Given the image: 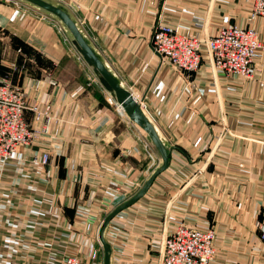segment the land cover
Masks as SVG:
<instances>
[{
  "label": "crops",
  "instance_id": "0c3cea01",
  "mask_svg": "<svg viewBox=\"0 0 264 264\" xmlns=\"http://www.w3.org/2000/svg\"><path fill=\"white\" fill-rule=\"evenodd\" d=\"M10 1L0 0V82L52 110L40 123L26 111L24 120L45 131L0 162V264H60L66 257L103 264L102 222L161 158L145 133L108 105L106 98L114 99L61 26ZM52 1L64 4L132 97H142V111L170 152L145 195L106 226L109 264H160L163 238L178 225L214 231L209 264H264V51L254 52L245 79L215 72L203 44L199 69L186 76L150 45L157 24L203 42L236 26L264 43V17L248 19L254 0Z\"/></svg>",
  "mask_w": 264,
  "mask_h": 264
},
{
  "label": "built area",
  "instance_id": "2783aa9c",
  "mask_svg": "<svg viewBox=\"0 0 264 264\" xmlns=\"http://www.w3.org/2000/svg\"><path fill=\"white\" fill-rule=\"evenodd\" d=\"M258 17H264V0H254L248 19L253 21ZM41 18L49 17L41 14L39 19ZM58 30L61 31L60 28ZM203 44L207 48L215 72L237 75L245 79L252 76L254 52L264 51V43L252 29L236 26L222 27L217 34L203 42L197 37L180 34L166 25L157 24L150 40L153 51L186 76L199 69L200 49ZM21 93L20 88L10 81L0 82V162L4 164L10 160L17 147H30L37 140L34 128L24 120V113L30 111L33 114V122L40 123L47 119L52 110L49 104H27ZM137 100L140 106H145L142 97ZM106 101L121 119L126 120V124L131 125L120 106L110 97L106 98ZM48 159V154L44 153L41 164L45 165ZM260 228L262 232L259 239L264 242V225ZM214 237L211 228L201 231L178 225L173 233L163 238L160 264H209L215 254ZM60 264L88 263L76 257H66Z\"/></svg>",
  "mask_w": 264,
  "mask_h": 264
},
{
  "label": "water",
  "instance_id": "95a60500",
  "mask_svg": "<svg viewBox=\"0 0 264 264\" xmlns=\"http://www.w3.org/2000/svg\"><path fill=\"white\" fill-rule=\"evenodd\" d=\"M18 1L44 13L50 18L54 19L61 26L81 59L92 69L99 83H101V85L106 89L109 95L114 99L115 103L121 107L127 118L145 133L161 158V166L150 175L138 192L128 201L114 208L100 226L98 236L104 251L103 264H109L110 247L103 239V232L106 226L119 213L135 204L145 195L155 178L168 168L170 152L166 150L165 145L160 140L153 125L142 111L138 103L134 100L130 92L120 84L117 78L107 68L103 59L91 46L90 42L83 35L77 22L73 19L64 6L59 5L52 0Z\"/></svg>",
  "mask_w": 264,
  "mask_h": 264
},
{
  "label": "rangeland",
  "instance_id": "374dc122",
  "mask_svg": "<svg viewBox=\"0 0 264 264\" xmlns=\"http://www.w3.org/2000/svg\"><path fill=\"white\" fill-rule=\"evenodd\" d=\"M56 2V1H55ZM58 3L59 5H62L64 6V4H62L61 2H56ZM65 7V6H64ZM22 94V93H21ZM24 98V97H23ZM27 103V102H26ZM28 104V103H27ZM48 105V104H47ZM50 115L51 113L48 115L47 119L50 118ZM34 131L36 132L37 134V137L36 138H39V136H41L43 134V132L45 131V129L42 127L41 129H35L34 128ZM36 142V141H35ZM47 154V153H46Z\"/></svg>",
  "mask_w": 264,
  "mask_h": 264
},
{
  "label": "bare ground",
  "instance_id": "6f19581e",
  "mask_svg": "<svg viewBox=\"0 0 264 264\" xmlns=\"http://www.w3.org/2000/svg\"><path fill=\"white\" fill-rule=\"evenodd\" d=\"M139 105V104H138ZM140 106V105H139ZM141 108V107H140Z\"/></svg>",
  "mask_w": 264,
  "mask_h": 264
}]
</instances>
